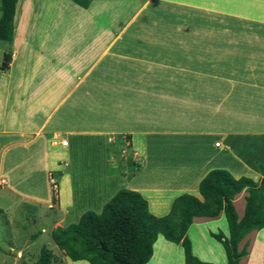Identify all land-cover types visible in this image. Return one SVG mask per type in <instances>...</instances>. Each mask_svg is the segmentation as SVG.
<instances>
[{"label": "crops", "instance_id": "0c3cea01", "mask_svg": "<svg viewBox=\"0 0 264 264\" xmlns=\"http://www.w3.org/2000/svg\"><path fill=\"white\" fill-rule=\"evenodd\" d=\"M243 1L88 0L83 7L71 0H16L12 37L0 40V64L8 58L0 70L4 219H11L9 205H45L55 214L45 242L57 248L54 228L85 210L99 212L120 187L137 191L149 212L162 216L181 193L200 198L198 182L210 169L257 181V165L264 166V13L261 1ZM189 27L210 30L197 45L169 36ZM163 59L177 61L175 70L158 71ZM198 62L203 71L188 69ZM110 138L127 140L126 151L139 159L135 169L107 171ZM83 144L95 147L101 168L93 154L80 165ZM50 177L58 182L55 196ZM244 196L241 190L231 200L237 219ZM218 231L228 235L222 211L193 217L186 229L192 255L226 264L222 245L210 235ZM32 241L13 253L24 264ZM243 245L238 264H264V226L244 235L237 249ZM57 250L59 259L51 252L50 264L54 257L57 264H90ZM183 261L181 246L157 234L145 264Z\"/></svg>", "mask_w": 264, "mask_h": 264}, {"label": "trees", "instance_id": "16d2710c", "mask_svg": "<svg viewBox=\"0 0 264 264\" xmlns=\"http://www.w3.org/2000/svg\"><path fill=\"white\" fill-rule=\"evenodd\" d=\"M85 7L88 0H71ZM16 0H0V40L12 37V18ZM8 58L0 64L7 66ZM260 178L253 181L239 176L234 178L224 169L208 170L199 180L200 196L181 193L175 196L169 210L162 216L149 212L145 199L135 190L118 188L102 205L99 212L83 211L77 221L54 228L51 239L70 260H86L90 264H145L151 255V245L157 234L179 244L183 264H213L192 255L186 229L193 217H214L222 211L228 235L220 231L210 235L223 247L226 264H238L245 255V245L237 243L244 235L264 226V166L257 165ZM245 191L242 216L237 219L232 206L233 196ZM51 251L40 248L31 264H50Z\"/></svg>", "mask_w": 264, "mask_h": 264}, {"label": "rangeland", "instance_id": "374dc122", "mask_svg": "<svg viewBox=\"0 0 264 264\" xmlns=\"http://www.w3.org/2000/svg\"><path fill=\"white\" fill-rule=\"evenodd\" d=\"M257 1V0H256ZM261 1V4L258 5V8L260 10V13H264V0H258V2ZM244 3L247 2V0L243 1ZM248 3V2H247ZM211 19L216 18L218 16V13L216 12H209ZM203 13H201L202 15ZM229 19H232V17L229 16ZM198 23V22H197ZM202 23V22H201ZM205 30V31H204ZM208 28H191L189 29H171L170 35L172 38L175 36H179V38H186L188 41L191 40L200 41V39L203 38L204 35H202L203 31L207 33L206 31H209ZM216 30H226V29H216ZM232 30V29H228ZM246 28H240L238 32L245 31ZM185 31L184 33H182ZM175 35V36H174ZM169 38V37H168ZM213 38V37H212ZM182 41H185L182 40ZM202 61V60H200ZM106 60H101L100 66L102 64H106ZM162 63V67H158V71L162 68H168L171 66L174 70L176 68L177 61L173 59H163L160 61ZM98 65V66H99ZM97 66V68H99ZM171 68V69H172ZM192 68V69H191ZM191 68H188L191 71H203V65L202 63L198 62L196 66H193ZM71 138V137H70ZM127 140H118L110 138L107 140L106 144V156H105V163L106 168L108 172H119L121 169H125L129 164H132V169H135L137 165H139V159L134 158L132 155L126 151L127 147ZM81 149V157H80V165H84V161L89 162L90 156L93 154L94 156H98L95 153V147H87L84 144L80 147ZM89 157V158H88ZM98 164L101 168V162L102 160L99 159V156L97 158ZM78 164V162H77ZM82 166V165H81ZM85 168V166L83 167ZM81 169V168H80ZM76 170L74 171V177L75 175L80 171ZM126 176H129L126 174ZM115 185V183H113ZM126 188V187H122ZM57 189L53 191V196L57 194ZM56 197H54L55 199ZM13 207L12 213H10L11 219L5 220L4 217H9L8 214H0V264H24L22 260H19V258H16L13 254L16 248H20L27 240H33L32 243L27 244V249L24 251V256H27V264H30V262L33 261L34 256L38 255L40 248L44 247L45 249L50 250L51 252L55 253V257L59 259L60 255L57 253V248H53V246L50 244V242L46 243L45 239L49 238V228L51 226V220L54 218L55 214L52 210H47L45 208V205H39V207L26 205V204H18L16 206L9 205ZM41 228H44V231H40ZM50 241V240H49ZM14 246L13 249H10V246ZM62 252V251H61ZM64 255V254H63ZM26 257V256H25ZM53 258L52 264H57L58 259ZM15 258V259H14ZM15 260L14 262L12 261Z\"/></svg>", "mask_w": 264, "mask_h": 264}, {"label": "built area", "instance_id": "2783aa9c", "mask_svg": "<svg viewBox=\"0 0 264 264\" xmlns=\"http://www.w3.org/2000/svg\"><path fill=\"white\" fill-rule=\"evenodd\" d=\"M61 144L65 145L66 144L65 140H61ZM49 184H50L51 190L55 191L57 186H58V182L54 178L50 177L49 178Z\"/></svg>", "mask_w": 264, "mask_h": 264}]
</instances>
